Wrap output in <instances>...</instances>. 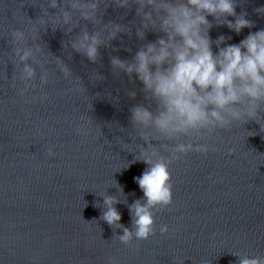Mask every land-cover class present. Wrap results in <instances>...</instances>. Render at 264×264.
<instances>
[{"label":"water","instance_id":"water-1","mask_svg":"<svg viewBox=\"0 0 264 264\" xmlns=\"http://www.w3.org/2000/svg\"><path fill=\"white\" fill-rule=\"evenodd\" d=\"M261 6L264 0H238L237 13L247 12L255 27L237 35L214 26L212 39L231 36L229 42L238 44L264 29V16L255 11ZM59 12L47 0H0V264H239L238 256L264 258V121L234 124L204 140L181 138L209 151L173 161V203L154 209L149 239L125 245L118 238L123 230L101 219L104 195L116 196L120 223L132 228L129 205L143 198L135 178L148 167L136 161L148 145L131 123V109L148 106L144 86L135 76L114 73L111 58L131 61L157 34L138 39L135 6L101 5L100 25L80 19L71 32L53 30ZM109 23L131 34L121 32L102 45L95 63L72 48L84 29L92 34ZM16 30L25 32L28 47L44 50L33 62L34 87L24 94L11 35ZM64 66L71 75L64 76ZM153 144L165 158L164 145L175 147Z\"/></svg>","mask_w":264,"mask_h":264},{"label":"clouds","instance_id":"clouds-1","mask_svg":"<svg viewBox=\"0 0 264 264\" xmlns=\"http://www.w3.org/2000/svg\"><path fill=\"white\" fill-rule=\"evenodd\" d=\"M63 2L64 7H61L58 0H47L48 7L60 8L51 23L53 30L59 27L71 32L79 25L80 19L100 25L98 13L101 5L113 3L120 8L136 7L138 39L146 40L149 32L157 34V39L140 47L131 61L117 56L111 58L114 73H126L130 79L135 76L144 86L148 106L140 104L133 107L131 123L148 145L136 161H142L148 167L142 176L135 178L143 198L129 205L132 228L120 223L121 214L116 205L122 201L116 196L104 195L101 215V219L114 229L123 230V234L118 236L123 244L128 245L133 239L147 240L154 235V209L166 208L173 203L170 171L173 161L189 152L209 151L206 144L196 146L191 139L182 143L181 138L204 140L217 130L229 129L234 124L264 121V29L250 31L238 44L229 42L231 36L220 35L212 39L210 33L214 26L226 25L237 35L245 28L251 30L255 27L254 22L247 18V12L237 13L238 0ZM255 11L264 16V6L257 7ZM121 32L131 34V29L115 23H109L92 34L84 29L72 42V48L95 63L99 48L109 44ZM11 35L18 45L15 57L17 66H22L20 78L25 87L21 94H24L34 87L32 82L37 72L33 62L36 54H43L44 50L39 45L35 49L28 47L24 31L16 30ZM61 71L64 76L71 75L67 66ZM41 81L44 84L49 82L46 71L42 72ZM129 95L135 97L136 93ZM153 141L157 144L161 141L175 142V147L164 145L170 157L160 155ZM48 155L52 157L55 153L50 149ZM116 187L123 195V189L118 184ZM123 202L127 203V199ZM96 206L101 207L99 203ZM160 231L167 234L169 227L162 225ZM238 257L239 264H264V258Z\"/></svg>","mask_w":264,"mask_h":264}]
</instances>
